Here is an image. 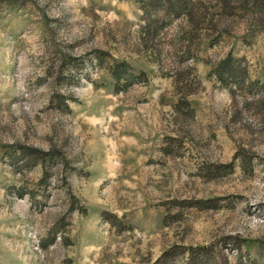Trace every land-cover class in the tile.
<instances>
[{"label": "rangeland", "instance_id": "1", "mask_svg": "<svg viewBox=\"0 0 264 264\" xmlns=\"http://www.w3.org/2000/svg\"><path fill=\"white\" fill-rule=\"evenodd\" d=\"M247 6L195 47L190 109L147 0H0V264H264V108L213 69L264 78Z\"/></svg>", "mask_w": 264, "mask_h": 264}, {"label": "trees", "instance_id": "2", "mask_svg": "<svg viewBox=\"0 0 264 264\" xmlns=\"http://www.w3.org/2000/svg\"><path fill=\"white\" fill-rule=\"evenodd\" d=\"M262 0H147V6L152 12L144 20L140 38L144 43L152 41L160 35L165 27L167 18H177L176 35L177 42L180 39L179 48L176 53H180L182 61L185 63L174 72L175 82L179 85L182 96L177 104L179 107L183 103L190 108V103L187 95L191 93L190 74L193 70L195 60V47L200 46L202 35H206L208 45L212 46L216 43L222 26V19L236 12L235 9L246 8L251 5L252 9ZM253 3H255L253 5ZM250 6V7H251ZM159 11L162 12L159 14ZM156 52L158 48H151ZM159 53V52H158ZM123 64H114L111 68V73L116 80H119L123 72ZM215 74L221 81L226 83L233 82L242 94H247L246 99H252L255 105L264 108V78H247V71L241 59L233 56L231 53L213 63ZM138 76L144 75L142 70L138 71ZM136 76V75H135ZM195 77V75H194ZM183 84V86H180ZM178 87V86H177ZM181 103V104H180ZM191 109V108H190ZM29 155L42 159L45 157V151L30 147ZM41 161V160H40ZM199 202L204 203V200Z\"/></svg>", "mask_w": 264, "mask_h": 264}]
</instances>
